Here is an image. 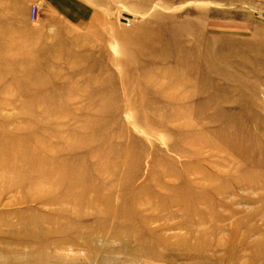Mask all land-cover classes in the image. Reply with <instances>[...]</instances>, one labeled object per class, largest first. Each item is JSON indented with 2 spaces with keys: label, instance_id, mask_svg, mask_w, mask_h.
Listing matches in <instances>:
<instances>
[{
  "label": "rangeland",
  "instance_id": "1",
  "mask_svg": "<svg viewBox=\"0 0 264 264\" xmlns=\"http://www.w3.org/2000/svg\"><path fill=\"white\" fill-rule=\"evenodd\" d=\"M0 264H264V0H0Z\"/></svg>",
  "mask_w": 264,
  "mask_h": 264
},
{
  "label": "crops",
  "instance_id": "2",
  "mask_svg": "<svg viewBox=\"0 0 264 264\" xmlns=\"http://www.w3.org/2000/svg\"><path fill=\"white\" fill-rule=\"evenodd\" d=\"M75 5L77 6V9H79L78 11L84 12V9L80 4H75Z\"/></svg>",
  "mask_w": 264,
  "mask_h": 264
},
{
  "label": "built area",
  "instance_id": "3",
  "mask_svg": "<svg viewBox=\"0 0 264 264\" xmlns=\"http://www.w3.org/2000/svg\"><path fill=\"white\" fill-rule=\"evenodd\" d=\"M32 13H33V15H35V9H33V12Z\"/></svg>",
  "mask_w": 264,
  "mask_h": 264
}]
</instances>
